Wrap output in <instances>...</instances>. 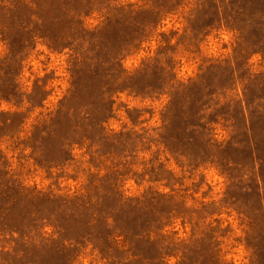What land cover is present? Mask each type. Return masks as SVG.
Listing matches in <instances>:
<instances>
[{
	"label": "rangeland",
	"instance_id": "374dc122",
	"mask_svg": "<svg viewBox=\"0 0 264 264\" xmlns=\"http://www.w3.org/2000/svg\"><path fill=\"white\" fill-rule=\"evenodd\" d=\"M17 1L30 4V11L35 13L34 23L40 15L53 17L50 19L57 29H69L76 42L66 49L53 50L43 39H37L20 56L19 65L10 66L2 63L9 46L0 36V89L12 84L18 93L11 100L0 96V212H7L5 219L0 218V249L4 248L5 264H31L36 260L34 250L23 246L19 242L21 238L39 242L42 237L51 236L72 240L75 248L71 264H108L101 250L95 249L91 240H84L85 222L100 224L104 219L111 224L121 220L129 223L130 217L133 222L137 211L134 208L126 211L122 207L124 202L154 193L167 194L171 201L183 207L179 210L181 215L158 224L162 207L171 209L170 205H160L158 217L151 219L156 226H165L162 234L166 243L190 242L194 236L200 237L213 229L222 264H264V225H256L250 218V211L259 206L258 197L264 198V178L262 181L259 177L260 160L257 159H264L262 144L254 157L242 160L248 139L238 136L235 142L241 141L242 147H231L225 154L234 162L230 167L235 169L233 174L225 171L218 159L193 160L179 156L161 142V134H167L164 115L171 100L169 95L115 90L112 84L107 86L111 111L100 124L98 133L101 131L109 138L120 134L141 138L92 143L84 138V124L86 127L94 123L95 115L102 117L97 108L102 105L99 89L103 84L87 75L74 76L80 69L74 66L75 61L84 64V55L94 62L111 64L119 60L130 74L160 57L171 69L172 83L187 85L217 64L230 63L235 67L239 62L251 75L264 73V55L255 53L246 56V60L235 61L238 33L226 22L216 24L203 39H195L187 17L197 0H186L181 7L164 14L167 16L160 25L147 29L148 38L139 47H127L117 56L108 55V51L137 26L118 22L120 17L116 15H153L147 10L157 6L156 0ZM4 2L0 0V7ZM108 24L112 25L106 27ZM11 75L13 78L9 80ZM209 75L207 81L222 102L243 98V84L237 78L234 84L233 80L222 84L230 87L224 93L216 91L220 87L213 71ZM257 84L248 92L246 109L252 100L251 109H255L257 99L264 97V88ZM233 109L237 110L235 103ZM57 113L58 139H47L43 147L40 138H32L36 126H43ZM86 114L91 116L88 121ZM75 127L78 135L72 136L70 131ZM212 127L213 140L227 142L232 138L223 123ZM67 134L71 138L61 148V137ZM197 147L203 148V144ZM261 174L264 177V167ZM31 193L51 194L58 201L48 210L47 206L35 204L26 207L25 202L32 200L27 194ZM106 194L114 198L104 201ZM52 211L54 218L50 216ZM84 211H88V218H84ZM253 217L259 215L253 214ZM52 256V253H41L42 264H53ZM177 260L171 257L170 263L175 264Z\"/></svg>",
	"mask_w": 264,
	"mask_h": 264
},
{
	"label": "trees",
	"instance_id": "16d2710c",
	"mask_svg": "<svg viewBox=\"0 0 264 264\" xmlns=\"http://www.w3.org/2000/svg\"><path fill=\"white\" fill-rule=\"evenodd\" d=\"M149 1L151 2V0ZM187 1L181 0L179 3H173V0H156L157 6L154 8L152 6L147 10L151 11L153 15H116L120 17L118 22L135 25L137 29H134L133 33H129L125 39L114 45L113 49L108 51L110 52L108 55L111 53L115 56L121 55L123 50H127V47L130 49L139 47L148 38V28H156L167 16L164 14L181 7ZM2 4L4 6L0 7V36L9 46V53L2 63L10 66L19 65L20 56L28 48L33 47L37 39H43L53 50L66 49L76 42V39L70 35L69 29H57L56 23L51 20L53 17L50 15L51 19L46 15H40L34 23L33 15L35 13L30 11L32 8L29 3L5 0ZM193 4L195 6L192 7L187 21L195 39H203L216 24L226 22L231 29L238 33L235 61L246 60V56L255 53L264 55V0H197ZM109 22L111 23V20ZM112 24H108L106 27H110ZM74 66H80L74 76L81 78L87 75L92 80H101L103 84L99 89L102 105L97 108V112H101L102 117L98 118L95 115L92 117L94 123H89L86 127L84 124V138L87 141L96 143L97 140H102L106 143H114L123 141L126 137L132 141L141 138L140 136H132V134H120L114 138H109L104 136L101 131L98 133L100 124L106 114L111 111L110 99H107V86L112 84L115 86V90L130 89L138 93L148 91V93L169 95L171 100L164 115L167 134L165 132L163 135L161 134V142L174 154L179 156L182 154L193 160L218 159L224 170H230V173L233 174L235 169L231 170L230 167L234 162L228 159L225 154L229 152L231 147H242L241 141L235 142L238 136H246L248 139L246 156L242 160H246L250 156L254 157V154L259 150V144L264 147V97L260 100L257 99L255 109H251L254 100H252L253 103H248L246 109V98H248L251 87L258 83L256 86L264 88V73L251 75L245 69L246 67L239 65V62L236 63L235 67L230 63L211 65L204 74L187 85L172 83L174 78L171 69L162 63L160 57L145 63L134 74L127 73L119 60L117 63L111 64L102 61L94 62V59L88 55H84V64L76 59ZM212 71L214 75L221 71L214 77L217 87H220L216 91L226 93L230 87L222 84H227L230 80H233L234 84L236 81L234 78H237L243 84V98L238 101L222 102L218 94L212 91L211 85L207 81L211 77L209 73ZM234 74H238L237 77H234ZM12 78L13 75L8 79L12 80ZM92 88L97 87L92 86ZM0 96L8 100L17 98L16 86L11 84V87L0 89ZM108 96L110 97V95ZM234 103L237 107L236 111L233 109ZM86 115L85 120L88 121L91 116ZM58 118L59 113L54 118L52 116L43 126H36L32 136L33 140L40 138L39 143L44 147L47 139H58ZM176 123H178L177 126ZM218 123H223L224 128L232 134L230 141L218 142L213 140L214 128L212 125ZM43 127L45 128L42 129ZM77 130L78 127L71 129L70 134L72 136L78 135ZM87 134L91 137L86 136ZM70 136L67 134L61 137V148L66 145L71 138ZM98 136H102V138H98ZM199 143L203 144V148L197 147ZM210 150L214 152L212 155L209 153ZM257 159L260 160L259 173L261 176L259 177L263 181L261 168L263 170L264 159ZM27 195L31 196L32 200L25 202L24 206L26 207L29 204H35L47 206L48 210L54 202L58 201L51 194L31 193ZM111 197L113 196L104 195V201ZM258 199L259 206L253 207L254 209L250 211V218L252 217V223L253 220L256 221V225H258L257 223L264 225V198L260 196ZM101 201L103 203V197ZM67 203L68 201L63 202V204ZM146 203L150 204L145 205ZM160 205H170L171 209L163 206L161 212L163 215L157 218ZM122 207L126 211L128 209L133 211V208L134 211H137L133 222V217L129 216L131 220L129 223L121 220L111 224L103 219L100 224H92L91 221H87L84 225V240H91L95 249L101 250L103 258L108 261V264H171V257L178 259L175 264H222L216 248L217 245L213 240V229L200 237L194 236L190 242L166 243L167 239L162 234L165 226L158 227L151 219L155 217L159 219L160 223L158 224H161L164 220L168 221L171 217L181 215L182 211L179 210L183 208L182 205L171 201L167 194L154 193L145 196L143 199L126 201ZM243 208L246 214V207ZM6 213V211H1L0 218L5 219ZM253 214L259 215V217H253ZM50 216L54 218L53 211ZM86 217L88 218V211H84V218ZM53 222L52 224H54ZM54 226L56 227V225ZM19 242L23 246H27L29 250H34L36 260L31 264H42L41 253H52L53 264L72 263L75 246L70 239L68 242V240H61L60 237L51 236L42 237L39 242L24 238H21ZM4 256L5 251L2 248L0 249L2 264L7 262Z\"/></svg>",
	"mask_w": 264,
	"mask_h": 264
}]
</instances>
